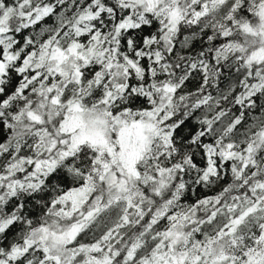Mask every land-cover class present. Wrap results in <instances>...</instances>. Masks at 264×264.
I'll return each mask as SVG.
<instances>
[{"label":"snow or ice","instance_id":"6c2138e0","mask_svg":"<svg viewBox=\"0 0 264 264\" xmlns=\"http://www.w3.org/2000/svg\"><path fill=\"white\" fill-rule=\"evenodd\" d=\"M0 264H264V0H0Z\"/></svg>","mask_w":264,"mask_h":264}]
</instances>
